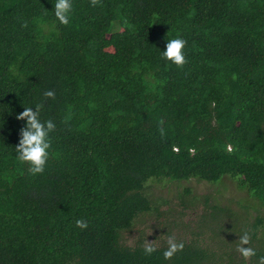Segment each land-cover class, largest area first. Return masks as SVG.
<instances>
[{
    "label": "trees",
    "instance_id": "16d2710c",
    "mask_svg": "<svg viewBox=\"0 0 264 264\" xmlns=\"http://www.w3.org/2000/svg\"><path fill=\"white\" fill-rule=\"evenodd\" d=\"M72 2L65 26L55 0H0V264H261L264 0ZM177 37L183 68L162 56ZM41 101L56 127L33 175L17 159L16 117ZM191 178L232 182L243 209L218 203L217 187L197 200L189 186L173 197L181 209L163 208L156 183ZM146 213L166 220L163 234L126 242ZM245 231L248 260L237 251ZM173 235L185 246L165 260Z\"/></svg>",
    "mask_w": 264,
    "mask_h": 264
},
{
    "label": "clouds",
    "instance_id": "9594fccd",
    "mask_svg": "<svg viewBox=\"0 0 264 264\" xmlns=\"http://www.w3.org/2000/svg\"><path fill=\"white\" fill-rule=\"evenodd\" d=\"M90 4L93 7L102 6V0H90ZM72 0H55L54 15L62 25H69L71 22V16L73 13ZM22 27L27 26L26 21L21 22ZM186 40L177 37L168 40L165 50L162 56L167 61L178 68H183L187 63V59L184 53L186 46ZM46 99H55V93L52 90H47L43 93ZM44 108V102L41 101L35 105V110L32 107H24V110L17 115L18 120L25 121V125L20 129V139L15 147L18 153L17 159L29 166L31 174H41L45 169V165L49 159V149L51 147L50 133L55 130V123L52 120L42 121L40 118L41 110ZM158 124L162 125L163 120L158 121ZM161 137L165 136V130L163 127L159 129ZM76 226L80 229L88 227L86 220L78 219ZM251 243V235L248 231H245L239 237V244L237 251L241 256L248 260L256 255V250L248 245ZM167 247L163 252L165 260H171L178 252L183 251L184 242L178 241L176 237L168 236L166 239ZM144 252L146 255H151L158 249V245L152 241H147L144 244ZM261 264H264V257H261Z\"/></svg>",
    "mask_w": 264,
    "mask_h": 264
},
{
    "label": "rangeland",
    "instance_id": "374dc122",
    "mask_svg": "<svg viewBox=\"0 0 264 264\" xmlns=\"http://www.w3.org/2000/svg\"><path fill=\"white\" fill-rule=\"evenodd\" d=\"M189 186L194 194L197 195V200H200V195L204 193L205 191L211 190L213 187L219 188L220 195H216V200L218 203L221 204H228L231 207H233L236 211H241L242 208V202H238L237 200L241 197L245 196V192L242 190L236 189L232 182H227L226 184H210L206 181H200L195 178H191L188 180H184L181 184L176 181H166V182H159L156 183L154 188L156 189V192H160L161 197H163L165 200H167L168 203L163 204V208L168 209L170 205L175 206L176 208L181 209V207L178 205V199L173 198L174 195L180 191L183 192V187ZM201 193V194H200ZM198 205L194 208L189 207V210L186 214H184V221L186 219L195 218V213L197 211H200L202 209V203L196 202ZM251 210V209H250ZM159 221H162L161 223H158ZM166 220H164L161 217H158L157 222L155 223V219L153 216H149V214H144L141 218L138 219V221L135 222L134 225H132L130 228L126 229L124 231L123 238L126 242H132L137 235L144 234L148 239H153L154 236L158 234H163L162 229H164V224ZM189 224L193 226V222L190 221ZM165 234V233H164Z\"/></svg>",
    "mask_w": 264,
    "mask_h": 264
}]
</instances>
